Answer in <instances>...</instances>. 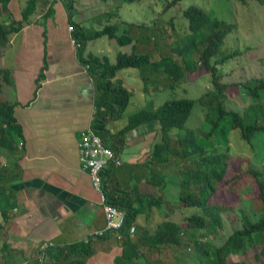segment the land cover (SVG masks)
<instances>
[{"label":"crops","instance_id":"1","mask_svg":"<svg viewBox=\"0 0 264 264\" xmlns=\"http://www.w3.org/2000/svg\"><path fill=\"white\" fill-rule=\"evenodd\" d=\"M26 1L14 0L11 5L10 0L8 8L11 7L14 19L21 18L19 5ZM73 1L76 9L73 20L91 30H98L106 23L105 18L99 21L97 16L114 12L112 8L123 3L122 0ZM104 3L110 5V10ZM46 8L33 14L31 22L14 32L0 49V70L6 71L8 77L1 85L0 101L13 104V117L21 131L15 150L10 152L0 147V264H36L38 245L44 241L55 244L45 255L44 264L156 263L160 258H146L142 239L169 218L158 220L155 208L140 210L135 221L137 231L126 248L114 237L93 236L94 231L104 226L105 218L99 193L82 168L77 139L79 131L95 117V79L87 64L79 59L63 3L56 0L52 3V14L44 17ZM115 13L117 16L111 19L119 22ZM104 37L89 40L82 56L92 53L114 63L107 55L111 44ZM146 38L138 42L141 50L150 52V47L158 48L162 54L161 44L153 41L152 36ZM148 55L152 61L151 54ZM127 68L118 70L116 75L122 71L128 77L136 73L135 67ZM150 71L147 68L143 73ZM161 71L154 69L151 73L158 78ZM123 77L122 85L131 92L129 102L120 116L107 119L101 132L110 146L115 141L114 135L127 126L129 116L158 106L155 93L162 90L149 84L139 87L127 84ZM159 127L157 121L151 120L124 133L118 147L121 163L106 178L108 190L147 193L159 198L157 194L165 189L164 172L171 174L170 178L178 184L182 178L180 160L176 175L171 172V161L152 158L153 148L160 142ZM177 134L172 132L173 140ZM174 155L173 159H181ZM176 192L179 198V188ZM132 244L137 247H131ZM136 249L138 253L134 256Z\"/></svg>","mask_w":264,"mask_h":264},{"label":"trees","instance_id":"2","mask_svg":"<svg viewBox=\"0 0 264 264\" xmlns=\"http://www.w3.org/2000/svg\"><path fill=\"white\" fill-rule=\"evenodd\" d=\"M55 1L27 0L20 10L21 18L16 20L8 8L10 0H0V49L8 43L10 36L14 32L31 22L33 14L44 11L46 7L44 17L52 14V3ZM60 1L68 14V22L72 27L71 36L78 44L77 54L79 59L83 64L88 65L89 73L95 79L96 113L92 120V126L100 137L107 119L120 116L131 96V92L121 82L113 81L118 70L127 67L142 68L143 71L147 68L150 70L149 67L162 69L164 75L172 80L173 85L179 84L185 75L196 72L199 67L211 75L212 87L196 100L185 97L168 99L153 110L142 109L129 116L127 126L114 135L115 141L111 143V147L118 151V147L123 142V135L127 130L141 123L155 120L160 125V142L153 148V159L166 162L169 155L176 156L174 155L175 153L184 160L195 158L197 165L193 169L190 168L182 172V179L179 181L180 192L178 200L181 206L201 207L203 213L190 214L182 222L164 219L157 224L153 233L142 239V242L148 247L161 249L164 246L181 247L186 242L185 239L190 238L198 261L202 257H207V260L211 258H209L210 251L207 248V244L198 239L196 231L204 230L211 223L219 225L221 219L218 212L220 208H223V205L219 202H210V200L215 196L222 197L221 183L224 184L228 181L227 184L234 183L239 176L250 175L253 178L250 200L260 203L261 211L258 213L259 217L252 220L250 215L242 214L241 226L234 228L224 242L216 247L214 255L212 254V263H210L245 264L244 261L229 263L227 257L232 251L239 250L243 246H255L263 242L264 171L249 163L247 173L243 174L236 171V173L233 172L231 176H228L231 167H233L232 163L224 160V155L217 153L216 149L210 151L206 146L202 145L199 138H196L195 134H193L192 129L183 133L179 132L175 140L172 138L173 129L179 131L184 129L185 122L196 102L204 106L206 110L205 120L210 122V129L204 133L205 137H210L214 134L218 139L219 145L223 144L227 147L229 144L226 131H223L224 128L225 130L230 128L238 129L241 138L248 143L256 133H261L264 136V104L260 101L261 97L264 98V78L250 79L243 83L222 82L218 65L225 62L230 55L220 60L214 59L231 29V24L212 17L201 7L190 5L182 11L183 17L188 22V32L177 46L172 47L180 55L181 61L177 62L170 55H164L157 61H151L148 54L134 51L138 40L136 36L130 35L132 23L126 21L105 23L102 28L91 30L80 26L73 20V16L76 14L73 0ZM134 1L139 0H122V2ZM178 1L171 0L165 8L174 6ZM238 1L245 3L248 0ZM257 1L264 6V0ZM116 16L115 12H105L97 16V18L99 21L103 18L107 21V19ZM121 25L125 27L123 26L124 28L119 33ZM104 35L115 39L121 45L131 44L132 51L130 53H118L114 63H110L107 57H98L92 53L86 57L82 56V50L89 40ZM201 46L202 49L200 51L199 48ZM197 52H199L198 59H194V55ZM5 81H8L7 72L0 70V88ZM239 85L243 86L254 100V103L249 105L243 112L228 109L224 104L227 98L226 90L232 86L236 87ZM250 111H254V117H252ZM260 116L263 118L261 121H259ZM20 136V127L15 123L13 117V104L1 100L0 147L12 152L17 148ZM113 168L111 166L103 171V185L107 201L124 209L126 212L125 227L122 230L124 238L121 241L126 248V245L131 244L128 227L136 221L140 210L159 209L161 201L152 194L126 191L120 193L113 188L108 190L105 182ZM131 247L137 246L132 244ZM262 252L264 254V248ZM137 253L138 250L136 249L134 256H137ZM36 264L39 263L37 262Z\"/></svg>","mask_w":264,"mask_h":264},{"label":"rangeland","instance_id":"3","mask_svg":"<svg viewBox=\"0 0 264 264\" xmlns=\"http://www.w3.org/2000/svg\"><path fill=\"white\" fill-rule=\"evenodd\" d=\"M14 0H11V5ZM171 0H139L134 2H123L121 6L112 8L114 12L118 13L119 22H129L131 26L130 35L136 36L138 42L144 38L153 37L158 41L162 48L161 51L158 48H149L151 51L146 52L141 50L139 43L136 44V52H143L151 54L152 61L159 59V56L170 55L177 62L181 61V57L177 51L172 47L177 46L182 38L188 32L187 19L183 17L182 11L190 5H196L201 7L212 17L225 21L231 24V29L226 35L223 44L219 51L215 55V60H220L223 57L229 56L225 62L218 65L219 73L221 74V80L225 83H243L250 79L264 78V6L257 0H248L242 3L238 0H179L174 6L165 8V6ZM107 5V9L110 10V5ZM10 5V6H11ZM25 4H20L19 8ZM21 6V7H20ZM114 7V6H113ZM11 8V7H9ZM103 10V9H102ZM106 10V9H105ZM10 11V9H9ZM11 12V11H10ZM106 23H115L112 19H107ZM124 25L119 28V33L122 31ZM110 42L109 53L111 62L115 61V55L117 53L131 52V44L125 46L117 43L114 39L111 40L107 36L104 37ZM147 39V38H146ZM110 40V41H109ZM151 41V46H154ZM108 47L105 45L104 47ZM202 46L199 48L201 51ZM199 52L195 53L194 59H198ZM153 57V58H152ZM150 66V65H149ZM149 73H143L142 68H135L134 72L128 77L125 75V71L118 73L115 82H123L125 76V83L132 84L134 86H145L146 84L151 87H161V91L155 93V103L161 105L168 99L173 98H189L196 100L202 94H204L211 85V75L202 68H198L196 72L190 75H185L179 84L173 85L172 80L159 72L156 78V74L151 72L153 67H149ZM128 69V68H127ZM161 73V74H160ZM153 81L152 83H148ZM123 84V83H122ZM138 94V92H135ZM227 98L225 99V107L238 112H243L249 105L254 103L251 95L243 86H232L226 90ZM262 96V95H261ZM264 97V94H263ZM260 101L264 104V98L261 97ZM205 108L200 103L196 102L192 108V111L185 122L183 130L173 129L174 133H183L189 129H192L196 138H199L200 143L206 146L210 151L216 149L217 153L224 155V160L232 163L228 176L232 173L240 172L247 173L249 163L258 169L264 171V136L261 133H256L251 141L248 143L243 140L239 134L238 129H223L226 131L229 144L226 147L223 144L218 143L217 137L213 134L210 137H205L204 133L210 129L209 120H205ZM257 112H259L257 110ZM252 117H254V111H250ZM263 118H259L261 121ZM180 163V176L184 170L193 169L197 163L193 157L190 160H182L178 158H168L171 161V172L179 173L177 171L178 161ZM174 163V164H173ZM183 164V165H182ZM182 165V166H181ZM166 176L165 189L159 191L161 207L155 208L157 213V219L169 218L173 221H183L184 218L190 214L203 213L201 207L196 206H181L178 196H176V189L179 188L176 181L170 178L169 173L164 172ZM168 174V175H167ZM182 179V178H181ZM229 182V181H228ZM228 182L221 183L222 197H212L210 202L223 205V208L219 209V215L221 216L220 224L208 225L204 230L196 231L198 239L207 244V248L210 251V257L214 255L215 249L228 235L241 226V215L248 214L252 220L259 217L261 208L260 203L250 200V191L253 187V178L244 174L234 183ZM178 186V188L176 187ZM232 186V188H231ZM232 191V192H231ZM180 192V191H179ZM187 192V191H186ZM254 195V194H253ZM260 208V209H259ZM150 215V213H149ZM155 216V213L153 214ZM137 231L138 224L133 223ZM134 233V234H135ZM186 242L181 247L164 246L161 249L146 247V258H160L153 264H210L211 259L207 260V257H202L201 260H197V255L194 251L192 240L185 239ZM264 248L263 242L255 246H243L239 250L232 251L227 261L232 263L233 261H244L245 264H263L264 254L262 249ZM213 254V255H212Z\"/></svg>","mask_w":264,"mask_h":264},{"label":"built area","instance_id":"4","mask_svg":"<svg viewBox=\"0 0 264 264\" xmlns=\"http://www.w3.org/2000/svg\"><path fill=\"white\" fill-rule=\"evenodd\" d=\"M69 31H72V27H69ZM86 67H88V65H86ZM77 150L82 168L88 173L92 187L99 193L100 205L105 218L104 226L94 231L93 236H111L122 241L124 238L122 230L125 227L126 212L124 209L107 201L102 175L106 168L120 165L121 155L103 141L93 128L92 123L79 131ZM135 229L133 224L128 227L130 236L134 235ZM54 247L55 244L53 242H41L37 248V262L39 264H44L45 255L49 249Z\"/></svg>","mask_w":264,"mask_h":264}]
</instances>
